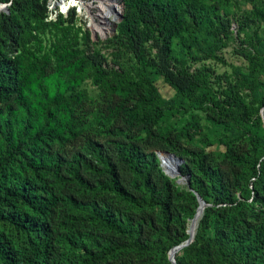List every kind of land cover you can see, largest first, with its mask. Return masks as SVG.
<instances>
[{"label": "trees", "instance_id": "obj_1", "mask_svg": "<svg viewBox=\"0 0 264 264\" xmlns=\"http://www.w3.org/2000/svg\"><path fill=\"white\" fill-rule=\"evenodd\" d=\"M208 1L122 0L97 50L73 14L46 22L47 0H0V264H169L194 192L207 206L175 264H264V38L246 33L264 12L244 0L253 53L218 73L205 62L233 19ZM174 111L190 118L182 137L163 128Z\"/></svg>", "mask_w": 264, "mask_h": 264}, {"label": "rangeland", "instance_id": "obj_2", "mask_svg": "<svg viewBox=\"0 0 264 264\" xmlns=\"http://www.w3.org/2000/svg\"><path fill=\"white\" fill-rule=\"evenodd\" d=\"M258 4L261 6V10L264 12V0H260ZM215 1L209 0L208 4H214ZM224 8V13L228 14V17L231 19L230 29H229V37L227 40H224L223 46L219 47L216 51V55L221 60H207L205 64L207 66H211L214 68L218 73H228L236 75L239 73V69L245 64V61L242 57H240V52L244 51V49L249 48L253 53V49L251 46L247 45V42H244V37L242 35H239V23L238 20L239 17L244 16V11L246 10V3L244 0H227ZM248 7V6H247ZM256 19V18H254ZM251 30H247V35L252 36L257 33L260 38H264V23L259 18H257V21L254 25H252ZM92 39V38H91ZM93 42H98V46L95 47V49H100L101 46H103L104 42L101 40H95L92 39ZM101 54L104 55V57L107 59L109 63L112 64V50L106 49L102 47ZM194 65L192 68H195ZM124 70H127V67L124 66ZM157 88L159 90V93L163 97V99H170L173 96V92L170 90L169 87H167L165 84H163L162 81H157L156 83ZM82 88L88 93L89 96H95L97 94V89L95 86H93L92 81L90 79H87ZM173 98V97H172ZM190 118L189 115H184L181 117V115L176 114L175 111L173 112V115L166 121L163 128L164 131H167L172 134L173 137L175 135L182 137L188 131H192L190 129ZM197 133V132H195ZM184 144H187L186 141H183ZM158 157H164L163 155H158ZM180 165V164H179ZM161 166V165H160ZM178 167V164H177ZM162 168V167H161ZM179 178L173 179L178 180ZM177 184V183H176ZM179 186H184V184H177ZM190 224V223H189ZM189 227V225H188Z\"/></svg>", "mask_w": 264, "mask_h": 264}, {"label": "built area", "instance_id": "obj_3", "mask_svg": "<svg viewBox=\"0 0 264 264\" xmlns=\"http://www.w3.org/2000/svg\"><path fill=\"white\" fill-rule=\"evenodd\" d=\"M122 13V0H47L45 21L56 22L73 14L77 26L87 29L92 39L105 41L114 35Z\"/></svg>", "mask_w": 264, "mask_h": 264}, {"label": "bare ground", "instance_id": "obj_4", "mask_svg": "<svg viewBox=\"0 0 264 264\" xmlns=\"http://www.w3.org/2000/svg\"><path fill=\"white\" fill-rule=\"evenodd\" d=\"M162 155L164 157H159L162 170L167 173L170 179L180 178L178 176V167H177L176 161L173 158L169 157L166 153H162ZM202 213H203L202 207L196 210L195 217L194 219L191 220L189 227H188V235L192 236L193 234H195V231L198 226V222L202 216ZM174 254L175 252L171 253L170 257L171 256L174 257Z\"/></svg>", "mask_w": 264, "mask_h": 264}, {"label": "water", "instance_id": "obj_5", "mask_svg": "<svg viewBox=\"0 0 264 264\" xmlns=\"http://www.w3.org/2000/svg\"><path fill=\"white\" fill-rule=\"evenodd\" d=\"M0 11H7V5H1L0 6ZM121 18V20H122V16L120 17ZM115 30H116V26L114 27V29H113V33H115ZM262 119H263V121H264V117H263V115H262ZM169 157H171V158H173L175 161H176V163L178 164V166H179V164L182 162L180 159H178L177 157H175L173 154H170V153H166ZM158 155H159V153H158ZM164 172V171H163ZM164 174L166 175V176H168L167 175V173L166 172H164ZM178 176L180 177L178 180H176V183L177 184H185V183H187V185H188V182H186V178H184V177H182L181 175H180V172H179V168H178ZM194 194H195V196H196V198H197V201H198V203H199V206H198V208H197V210L200 208V207H202V210H204L205 209V207L207 206V204L198 196V194L197 193H195L194 192ZM194 217H195V215H194ZM194 217H193V219H194ZM194 235L195 234H193L192 236H190L189 235V237H188V239L186 240V241H184L182 244H180V245H178V246H176V247H174V248H172L170 251H169V264H175V259H174V257H170V254L171 253H177L178 251H180L181 249H183V248H185V247H187V246H189L192 242H193V240H194Z\"/></svg>", "mask_w": 264, "mask_h": 264}]
</instances>
